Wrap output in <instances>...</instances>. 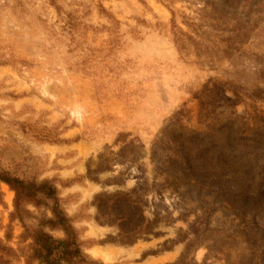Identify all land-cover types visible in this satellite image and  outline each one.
I'll use <instances>...</instances> for the list:
<instances>
[{
    "label": "rangeland",
    "instance_id": "374dc122",
    "mask_svg": "<svg viewBox=\"0 0 264 264\" xmlns=\"http://www.w3.org/2000/svg\"><path fill=\"white\" fill-rule=\"evenodd\" d=\"M0 169L51 180L89 264H264V0H0Z\"/></svg>",
    "mask_w": 264,
    "mask_h": 264
},
{
    "label": "trees",
    "instance_id": "16d2710c",
    "mask_svg": "<svg viewBox=\"0 0 264 264\" xmlns=\"http://www.w3.org/2000/svg\"><path fill=\"white\" fill-rule=\"evenodd\" d=\"M172 14L174 12L172 11ZM0 182L6 183L14 191V209L10 219L17 218L23 228L22 241L30 239L24 248L26 264H89L88 256L81 249L77 231L69 216L60 205L56 187L51 180H27L7 170L0 169ZM28 204L38 207L46 206L50 215L41 214L36 217L28 208ZM36 219V225H29L28 218ZM51 230H60L63 235L55 237ZM1 251H14L0 240Z\"/></svg>",
    "mask_w": 264,
    "mask_h": 264
}]
</instances>
